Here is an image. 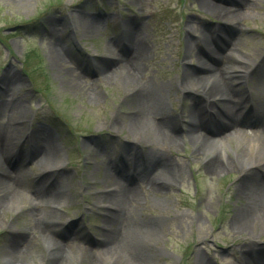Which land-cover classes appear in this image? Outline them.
Instances as JSON below:
<instances>
[{
  "label": "rangeland",
  "instance_id": "rangeland-1",
  "mask_svg": "<svg viewBox=\"0 0 264 264\" xmlns=\"http://www.w3.org/2000/svg\"><path fill=\"white\" fill-rule=\"evenodd\" d=\"M204 1L0 0V92L10 82L18 104L0 113L19 122L0 158V264H237L245 235L225 221L242 200L243 155L260 154L250 115L264 119V0ZM203 40L224 48L223 78L251 108L238 132L205 128L213 140L187 131L206 103L200 86H182L186 73L209 74L198 67ZM143 116L165 117L167 138L134 131ZM45 175L49 195L37 191ZM132 177L136 199L122 206Z\"/></svg>",
  "mask_w": 264,
  "mask_h": 264
},
{
  "label": "bare ground",
  "instance_id": "bare-ground-1",
  "mask_svg": "<svg viewBox=\"0 0 264 264\" xmlns=\"http://www.w3.org/2000/svg\"><path fill=\"white\" fill-rule=\"evenodd\" d=\"M204 1V0H203ZM205 2V1H204ZM209 4V3H205ZM211 5V4H210ZM216 8V7H215ZM221 10L220 8H218ZM220 36V34H218ZM216 34H209L208 38H217ZM221 37V36H220ZM191 49V46L188 50ZM223 47L214 49L210 44H207V40H203V44L200 48V52L203 57H198V67L203 71H208L207 76L202 77L201 75L186 73L183 76V87L185 89L191 90L192 85H198L201 87V93L205 97V106L203 109L195 104L189 112L187 123V131L189 134L193 135V138H201V140H213L218 134V131L213 135L208 136L205 133V128L214 126L213 129H217L216 125H221L224 123L226 126H233V131L238 132L235 126H241V123L245 120L244 118L250 111V106L247 107L244 100V95L248 92L231 90L228 88L226 81L223 78V73L226 71L225 59L222 58L221 53H223ZM137 54V53H136ZM207 58V61L205 60ZM256 61L250 62L249 65L242 67V71L236 69L233 70L237 72L239 80L248 78V68L255 66ZM128 68L132 69L133 64L128 63ZM221 67V68H220ZM232 69L230 66L228 67ZM252 73V69L250 74ZM204 74V75H206ZM10 82L5 81L3 88L0 92L1 106L0 111L3 112L2 106H10L16 108L18 104L12 103L9 98L15 95V92L11 88ZM145 89H137L135 95L141 94L139 99L146 100V105L149 104V99L145 92ZM143 105V103H141ZM7 107V106H6ZM248 108V111H247ZM254 108V106H253ZM205 109V110H204ZM255 109V108H254ZM4 113V112H3ZM209 113V114H208ZM264 113V111H262ZM13 116V115H11ZM252 120L257 122V131H253V137L251 140V145L256 146L260 150V154H244L242 161L248 166L247 174L241 178L238 183L233 187L234 193L238 199V204L232 210L229 218L225 221L226 228L230 233L234 235H245L240 241H237L232 248L236 250L238 255L235 258L237 264H264V119L261 118L260 112L253 111ZM162 125L155 122L154 118H149L148 116H143L140 118L131 119L130 124L134 131L138 132L139 135H152L158 140L167 138L164 127L165 123L169 124L165 117L161 116ZM19 122L15 117H11L8 121V117L0 113V158L6 157L4 154V149L8 138H10L17 130ZM200 140V139H198ZM222 141L223 139H218ZM210 162L216 163V160L212 159ZM209 169H217L218 164L209 165ZM227 168V167H225ZM241 170V169H240ZM0 172H5L3 167H0ZM54 175H45L40 181V185L37 189L39 194L49 195L47 191L50 189L49 186L52 185L53 181L51 178ZM133 179V180H132ZM137 178H131L130 180H124L119 188L117 198L122 206H127L133 203L136 199V193L134 190V185L136 184ZM149 183L150 180L148 179ZM51 183V184H50ZM160 187L168 186L169 183H159ZM47 188V190H46ZM134 198V199H133ZM118 208V206H117ZM119 209V208H118ZM123 211L126 208H121ZM120 210V209H119ZM121 211V210H120ZM37 228L44 233H48V228L42 226L41 220L38 221ZM20 236L17 235L11 238V241L7 246L15 251V248H19ZM119 241L115 242L113 240L107 241L108 245L115 248ZM124 243V242H122ZM230 252L232 249H229ZM201 264H213L210 261H204Z\"/></svg>",
  "mask_w": 264,
  "mask_h": 264
}]
</instances>
